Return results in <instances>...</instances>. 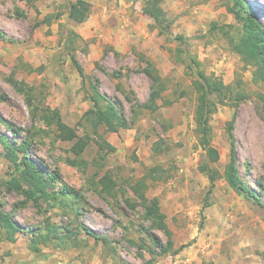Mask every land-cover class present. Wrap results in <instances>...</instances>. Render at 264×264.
I'll use <instances>...</instances> for the list:
<instances>
[{
  "label": "rangeland",
  "instance_id": "1",
  "mask_svg": "<svg viewBox=\"0 0 264 264\" xmlns=\"http://www.w3.org/2000/svg\"><path fill=\"white\" fill-rule=\"evenodd\" d=\"M78 1L0 0V205L24 228L15 243L0 231V264H264V207L224 178L234 148L241 179L264 203V83L233 49L243 32L234 1L161 0L173 38L145 14L148 0H85L81 24L69 16ZM243 1L264 26V0ZM198 72L225 86L210 97L208 138L220 154L212 189L200 170L208 159L195 120ZM95 88L107 98L100 108L114 103L128 128L87 120ZM153 89L160 96L147 108ZM49 109L86 143L80 155ZM2 139L29 145L51 198L26 200ZM139 182L159 199L167 228L147 216Z\"/></svg>",
  "mask_w": 264,
  "mask_h": 264
},
{
  "label": "trees",
  "instance_id": "2",
  "mask_svg": "<svg viewBox=\"0 0 264 264\" xmlns=\"http://www.w3.org/2000/svg\"><path fill=\"white\" fill-rule=\"evenodd\" d=\"M233 12L236 15V19L242 28V35L238 41L233 44L234 51L241 56L243 62L247 65L255 67L254 77L256 82L264 83V26L256 18L252 8L248 6L243 0H233ZM91 5L85 1L80 0L74 3L70 7L69 16L76 23H84L90 16ZM144 12L149 16L156 24V27L161 31V33L167 35V37H174L171 27L172 22L168 20L166 12L161 7V0H148L144 8ZM227 28H231V25H227ZM218 26L213 25L212 29H217ZM222 28V27H221ZM178 41H183V36H178L174 38ZM72 64L78 71L81 78L85 77L83 67L80 65L79 61L72 55ZM198 64V63H196ZM147 74L152 77V74L147 71ZM199 81L195 85V90L198 94V106L196 110V125L197 133L202 137L201 146L203 151L206 152V157L208 160L202 165L201 171L206 172L211 183V189L214 187L216 181L215 175L212 172L210 163H217L220 160V154L216 148H214L209 141V121L211 116L217 109V105L210 99L211 96L217 95L222 97L224 93V84L212 77H208L204 72H198ZM160 82L159 78H155V83ZM12 83L18 88L19 91L24 90L16 81L12 80ZM25 86V85H23ZM160 89H153L150 97L149 104L146 105L147 108H153L156 104V99L160 96ZM95 94L91 98L93 104V109L89 110L85 117L90 119L95 128L99 125H107L113 132H118L121 128H128L125 119L119 114L116 105L108 101V105L105 109L100 108L101 100H107L99 91L95 88ZM156 106V105H155ZM51 121L56 123L58 137L63 141H75L78 139L74 146V151L77 155L86 147V143L83 139H79L77 131L65 124L62 121L60 112L49 109L47 111ZM0 121L3 119L0 117ZM232 136V135H231ZM7 151L5 157L7 160L15 164L16 174H19L22 181L28 186L27 189H22L20 192L25 196L27 201L33 203H38L41 199H49L52 197V192L49 191V181L45 176L44 171L39 168L35 161L28 155V144L16 145V143H10L6 139H2ZM20 154H23L21 157ZM14 173V175H16ZM19 177V176H18ZM18 177H13L9 183L12 185L20 186ZM224 178L229 186L239 195L246 194L248 197L254 198L261 207H264V203L261 202L259 198H256L251 189L243 182L240 177L239 169L237 167V160L234 155V148L231 153V161L227 165ZM109 177H104L101 180L104 188L107 189L108 193H112V188L109 186ZM141 183V182H139ZM144 183L135 185L134 192L141 199L143 205H145L146 213L148 217L154 218L156 223H161L163 228L166 227L165 214L161 211L159 199L155 198L149 200L145 191ZM88 235L93 237L96 241H100L101 238L95 232L89 228L84 229ZM0 231L2 232L5 240L15 243L18 236L24 233V228L17 224L10 214L6 213L3 207L0 205Z\"/></svg>",
  "mask_w": 264,
  "mask_h": 264
}]
</instances>
